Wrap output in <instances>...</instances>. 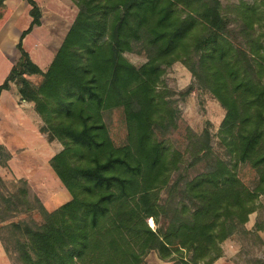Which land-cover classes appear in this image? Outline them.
I'll return each instance as SVG.
<instances>
[{
	"label": "trees",
	"instance_id": "trees-1",
	"mask_svg": "<svg viewBox=\"0 0 264 264\" xmlns=\"http://www.w3.org/2000/svg\"><path fill=\"white\" fill-rule=\"evenodd\" d=\"M24 1L31 21L0 92L14 82L46 139L60 143L48 163L70 198L48 210L25 179L11 191L0 177L8 256L17 264H143L154 250L172 264H212L224 240L248 232L264 194V0H63L77 8L70 23ZM42 17L59 39L45 71L22 45ZM125 52L145 61L135 66ZM176 61L193 78L183 94L207 92L225 111L221 153L207 127L185 126L178 144L166 137L179 127V112L160 84ZM31 74L41 76L37 84ZM115 108L126 131L119 145L108 133ZM9 158L0 144V165ZM240 163L255 171L253 188L239 178ZM33 210L40 222L11 220ZM258 230L264 220L254 223Z\"/></svg>",
	"mask_w": 264,
	"mask_h": 264
},
{
	"label": "crops",
	"instance_id": "crops-1",
	"mask_svg": "<svg viewBox=\"0 0 264 264\" xmlns=\"http://www.w3.org/2000/svg\"><path fill=\"white\" fill-rule=\"evenodd\" d=\"M35 1L41 9L51 11L66 23L72 22L76 14V9L71 8L63 0ZM3 3V15L0 18V83L18 60L20 52L16 48V43L31 21L26 1L4 0ZM71 12L73 14L69 19ZM43 23L42 17L41 23L34 26L22 39L23 48L42 71L45 60L49 57L46 42L37 37ZM45 34H49L48 31ZM29 38L34 42L33 47L27 42ZM32 75L35 74L26 77L31 80ZM41 125L42 121L35 112L33 103L21 99L15 83L9 82V87L0 92V144L7 150L10 158L6 165H0V177L4 181L25 179L32 192L45 206L52 197L66 189L48 163L50 157L61 149V145L56 140L48 141L46 134L40 131ZM255 233L264 240V232ZM220 246L222 253L212 264H242L249 257L264 260L262 246L261 248L254 246L249 255L244 253L238 242L224 241ZM0 264H12L1 242Z\"/></svg>",
	"mask_w": 264,
	"mask_h": 264
},
{
	"label": "rangeland",
	"instance_id": "rangeland-1",
	"mask_svg": "<svg viewBox=\"0 0 264 264\" xmlns=\"http://www.w3.org/2000/svg\"><path fill=\"white\" fill-rule=\"evenodd\" d=\"M239 0H221L222 4L226 5L228 3H236ZM251 1V0H245ZM77 8L75 6H71V8ZM73 12L70 13L68 18L70 19ZM74 19V18H73ZM46 22V21H45ZM45 22L39 28L37 32V37L41 40H44L47 44V48L49 49V57L45 60V64L43 65L44 71L48 67L50 61L52 60L54 53L59 45V39L55 36L53 31H50L45 25ZM48 31L49 34H45ZM31 47H33V43L31 42V38L27 41ZM36 45V44H35ZM124 56L135 66H139L141 63L145 61V57L141 54L133 53V52H125ZM31 81L33 83H38L41 79L40 75H32ZM193 82V78L189 71L178 61L173 62L169 67L165 68V72L162 75V81L160 86L164 87L168 90V98L173 101L174 106L178 109L179 112V127L170 135H167V139L174 144H178V141L181 139V135L185 132V126H188L192 131L199 133L202 131L204 127H207L211 134V146L214 151L221 153L222 148L218 144L217 131L220 125V122L224 116V109L221 107L219 102L212 97L207 92L198 91L194 88L188 94H183V91ZM107 122H108V133L112 139V141L116 144H122L125 140V125L123 121V113L120 108L112 109L107 114ZM164 137V138H166ZM6 150V149H5ZM7 151V150H6ZM236 172L242 182L249 188H253L256 183V173L255 171L246 163H240L236 166ZM16 181V180H14ZM14 181H4L7 185L8 190L17 189L20 187L19 183H16L15 187L13 186ZM31 189V188H30ZM32 191V190H31ZM35 194V193H34ZM70 198L69 193L65 190L64 192H60L54 197H52L45 205V207L50 210L66 200ZM259 206L253 212L248 215V220L245 223V227L248 232H241L234 234L227 238L224 241H232L238 242L240 247H242L244 253L249 255L252 252V248L257 246V248H261L262 256H264V240L260 239L254 229V223L258 222L262 223L264 220V194H261L258 197ZM28 215L32 216L36 221L40 222L41 218L37 211H31L28 213H22L20 211H16L12 213L11 220H19L25 219ZM149 225H153L152 221L148 220ZM6 231V230H1ZM262 231V230H258ZM264 232V231H262ZM5 235V233H4ZM223 241V242H224ZM222 242V243H223ZM221 243V244H222ZM9 247L11 245L9 244ZM222 253V249H221ZM10 260L12 264H17L15 260V256L10 255ZM177 261V260H176ZM262 262L264 264V260L256 259V258H248L242 264H256L257 262ZM214 262V261H213ZM212 262V263H213ZM171 260H162L160 259L154 250H151L147 253L144 259L143 264H172Z\"/></svg>",
	"mask_w": 264,
	"mask_h": 264
}]
</instances>
